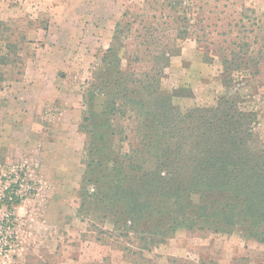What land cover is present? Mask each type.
Here are the masks:
<instances>
[{
  "label": "rangeland",
  "instance_id": "obj_1",
  "mask_svg": "<svg viewBox=\"0 0 264 264\" xmlns=\"http://www.w3.org/2000/svg\"><path fill=\"white\" fill-rule=\"evenodd\" d=\"M120 23L131 29L119 34L124 68L152 27L159 83L167 92L183 90L179 107H212L236 94L258 113L257 128L264 133V0H0V57L9 58L0 67V102H7L5 119L12 122L4 120L8 138L0 168L30 164L36 188L15 207L17 240L10 259L0 256V264H264V243L239 229L181 228L165 243L140 251L134 237H120L111 216L86 198L98 188L89 182L90 164L106 151L116 157L121 145L128 151L126 143L89 122L104 100L96 86L110 75L104 55ZM238 46L241 57L248 52L260 60V73L226 87L222 59L230 60ZM154 62H131V71H149ZM22 113L27 120L17 135L11 129ZM127 118L113 124L128 128L134 140Z\"/></svg>",
  "mask_w": 264,
  "mask_h": 264
},
{
  "label": "trees",
  "instance_id": "obj_2",
  "mask_svg": "<svg viewBox=\"0 0 264 264\" xmlns=\"http://www.w3.org/2000/svg\"><path fill=\"white\" fill-rule=\"evenodd\" d=\"M125 31H131L129 26L117 25L104 55L110 75L96 86L97 97L104 100L100 110L90 112L89 122L95 131L104 128L116 136L119 145L126 143L128 151L122 152L121 145L116 157L106 151L99 163L90 164L89 182L98 188L86 198L104 217L111 216L120 237H134L140 251L165 243L181 228L204 226L226 233L246 230L264 243V133L257 128L258 113L232 93L212 107H179L175 102L183 90L167 92L159 83L154 29H146L126 68L118 55L123 47L119 34ZM175 31L178 37L184 34ZM238 47L230 60L222 59L226 87L243 75L260 73V60L248 52L241 57L243 47ZM8 59L0 57V67ZM144 61L155 65L131 71V62ZM123 118L133 122L134 140L128 128L113 124Z\"/></svg>",
  "mask_w": 264,
  "mask_h": 264
},
{
  "label": "built area",
  "instance_id": "obj_3",
  "mask_svg": "<svg viewBox=\"0 0 264 264\" xmlns=\"http://www.w3.org/2000/svg\"><path fill=\"white\" fill-rule=\"evenodd\" d=\"M32 166L10 162L0 168V256L9 260L17 240L14 231V210L36 191Z\"/></svg>",
  "mask_w": 264,
  "mask_h": 264
},
{
  "label": "crops",
  "instance_id": "obj_4",
  "mask_svg": "<svg viewBox=\"0 0 264 264\" xmlns=\"http://www.w3.org/2000/svg\"><path fill=\"white\" fill-rule=\"evenodd\" d=\"M5 104H7V102H0V107L2 108V113H1V110H0V113H1V115H0V142H1L0 155H3L6 152V149L3 147L2 142L4 140H7V138H8V136H7L8 132L6 131V127L4 125L5 121H7L5 119V110H6L5 109L6 108ZM22 105H24V102H22ZM11 119H13V118H11ZM17 120H18V122H17ZM24 120L25 121L27 120V116H25V114H23V113L21 114V116H16L15 117V122H17V123H15L14 127H12V129H11L13 131V133H15L17 135L20 134L19 132L21 131V128H23V126L25 124V122H23ZM7 122L12 123L11 121H7ZM1 123H3V124L1 125Z\"/></svg>",
  "mask_w": 264,
  "mask_h": 264
}]
</instances>
